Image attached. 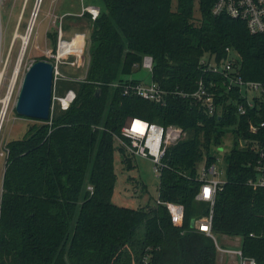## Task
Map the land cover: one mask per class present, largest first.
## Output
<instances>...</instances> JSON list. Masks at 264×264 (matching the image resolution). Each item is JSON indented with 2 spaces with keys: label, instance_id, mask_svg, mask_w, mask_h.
Here are the masks:
<instances>
[{
  "label": "trees",
  "instance_id": "trees-1",
  "mask_svg": "<svg viewBox=\"0 0 264 264\" xmlns=\"http://www.w3.org/2000/svg\"><path fill=\"white\" fill-rule=\"evenodd\" d=\"M103 3L94 20L84 14L92 21L89 63L85 77L74 81L70 105L5 144L0 264H139L147 247L148 264H216L215 235H239L242 255L264 264V187L248 183L258 174V153L238 144L250 138L264 148V127L256 134L248 130L250 121L264 120V103L239 114L244 91L228 89L222 73L204 70L200 62L206 54L219 62L232 49L240 76L264 86V35L226 13H212L214 0ZM145 54L153 60L151 81L165 90L164 103L123 93L125 84L142 82L127 75ZM200 77L213 93L212 114L190 95ZM127 117L186 132L167 147L157 187L158 200L183 204L181 225L170 221L161 203L133 208L112 202L114 140ZM229 133L226 179L212 208L213 238L191 226L209 210L208 202L195 199L197 166L215 161V149ZM121 160L131 167L127 157Z\"/></svg>",
  "mask_w": 264,
  "mask_h": 264
},
{
  "label": "built area",
  "instance_id": "built-area-1",
  "mask_svg": "<svg viewBox=\"0 0 264 264\" xmlns=\"http://www.w3.org/2000/svg\"><path fill=\"white\" fill-rule=\"evenodd\" d=\"M28 0L23 1V6L18 15V24L22 18L25 4ZM42 0H35L34 5L29 17L28 25L25 33L32 32L35 19L37 17L40 4ZM1 6V0H0ZM100 9L94 5H83L81 14L88 13L90 18L94 20ZM212 13H226L228 16L242 20L250 33H260L264 35V0H214L211 8ZM33 19V22H31ZM18 29V25H17ZM15 36V34H14ZM13 36V40H14ZM13 40L8 46V53L3 55L2 48V23L0 16V125L7 113L10 106L11 99L15 92V86L17 81L16 68L15 66L10 69L8 64L9 51L11 49ZM28 42V40H27ZM25 42V45L27 44ZM22 45V40H21ZM227 55L220 59L219 62L214 60V56L209 54L204 55L200 62L204 65V70H210L213 72H220L228 80L227 88L230 89L235 85L240 86V89L244 91V97L246 98V104L241 102L237 105V112L239 114H246L247 107L259 106V101L264 103V86L253 80H245L239 74L240 65L236 63L238 55L232 49L226 48ZM233 53L236 55L234 56ZM153 64L152 57L145 54L142 58L140 67L147 68L151 71ZM56 71V65L54 66V72ZM117 85L116 82L111 83ZM212 85L213 83L210 82ZM123 93H133L139 95L145 99L153 100L156 102L164 103L163 96L165 90L159 87L156 82L150 81L149 83H136V84H125ZM186 95V94H183ZM195 99L202 102L207 107L209 114L214 113L213 93L208 90L205 85L204 78L200 77L197 81V88L190 94ZM60 106V109H66L75 97V92L72 89H67L63 95L53 96ZM255 114H258L256 112ZM259 127H264V120L256 123L249 122L248 130L256 134ZM186 132L181 126L176 124H160L158 122L149 121L140 117H127L120 129V136H116L119 143L125 148V150L131 155H137L148 158L154 164V170L157 171V175L160 173L162 158L165 154L168 145L177 142L184 137ZM224 143V142H223ZM219 144L216 147L215 161H212L209 165H206L203 159L197 170L198 178L201 180V184L198 192L195 195V199L198 201H205L209 203L208 213L192 219L191 226L194 229L203 231L204 233L212 236L211 233V222L213 204L216 192L221 188L222 183L225 181V170L218 164L224 156V145ZM240 147L251 146L258 153V159L256 161L255 168L258 174L255 178L248 179V183L255 187H264V148L259 150L255 141L250 138L238 140ZM0 156L6 158V148L0 149ZM157 203L165 205L170 221L174 225H181L183 221L184 207L183 204L174 201H160L156 200ZM217 250L222 253L232 254L237 256L236 264H255L253 258L244 257L240 248H228L219 246L216 242ZM149 247H147L148 249ZM142 255L139 264H148L149 262V251Z\"/></svg>",
  "mask_w": 264,
  "mask_h": 264
},
{
  "label": "rangeland",
  "instance_id": "rangeland-1",
  "mask_svg": "<svg viewBox=\"0 0 264 264\" xmlns=\"http://www.w3.org/2000/svg\"><path fill=\"white\" fill-rule=\"evenodd\" d=\"M23 1L1 0L0 16L3 55L8 53V46L17 31L19 35L25 34L35 0H28L26 2L22 18L18 24L17 19L23 6ZM60 3V0L41 1L33 30L29 35L26 48L23 52L15 92L0 125L1 150H3L7 141L21 137L28 125L37 121L36 119L18 114L14 109V103L24 72L31 62L38 57H43L41 59H46L53 63V96L63 95L67 89H72L75 92L74 87L76 85L74 81L85 77L89 63L88 49L92 21L88 20L80 11L82 5H94L101 10H105L103 0H65L63 7H60ZM172 4L174 6V1ZM59 8H62V11ZM63 11H67L69 14L61 17L60 14ZM194 15L195 17L199 15L197 10H195ZM20 47L21 37L17 36L13 40L9 51L8 64L10 69L16 64L21 50ZM233 55L236 56L234 53ZM55 65L56 71L54 72ZM127 77L139 78L142 83L146 84L151 81V73L146 67L135 68ZM52 95L50 114L52 111L56 112L58 107L60 108L58 101L54 97L52 98ZM230 139L231 134L229 133L223 140L224 154L231 147ZM114 145L117 147V150L114 152L116 180L111 196L112 202L133 208L155 204L157 199L158 172L154 170L152 161L145 157L129 154L116 138ZM120 147L124 148V153L120 151ZM215 152H218L217 149H215ZM218 155L221 157L220 152H218ZM124 156L129 159L127 162L131 164V167L127 168L125 166L126 161L121 160ZM4 162V156H0V193ZM218 164L225 170L226 165L223 159ZM215 236L219 246L233 249L240 247L241 237L239 235ZM235 261L236 258L231 254L217 252L216 264H235Z\"/></svg>",
  "mask_w": 264,
  "mask_h": 264
},
{
  "label": "water",
  "instance_id": "water-1",
  "mask_svg": "<svg viewBox=\"0 0 264 264\" xmlns=\"http://www.w3.org/2000/svg\"><path fill=\"white\" fill-rule=\"evenodd\" d=\"M52 85L53 63L46 59L31 62L24 72L17 93L14 103L15 111L36 120L48 119L51 110ZM98 92L99 88H96L95 94Z\"/></svg>",
  "mask_w": 264,
  "mask_h": 264
},
{
  "label": "bare ground",
  "instance_id": "bare-ground-1",
  "mask_svg": "<svg viewBox=\"0 0 264 264\" xmlns=\"http://www.w3.org/2000/svg\"><path fill=\"white\" fill-rule=\"evenodd\" d=\"M31 22H33V19H31ZM29 35H30V32H27V33H25L23 35H19V32L17 31L15 36H14V39H15V37L19 36V37H21V40H22V45L20 47L21 50H20V53H19V55L17 57L16 64L14 65L15 68H16V76L18 75L19 70H20V65H21V61H22V57H23V52H24V50L26 48L25 42H27V40L29 38Z\"/></svg>",
  "mask_w": 264,
  "mask_h": 264
},
{
  "label": "crops",
  "instance_id": "crops-1",
  "mask_svg": "<svg viewBox=\"0 0 264 264\" xmlns=\"http://www.w3.org/2000/svg\"><path fill=\"white\" fill-rule=\"evenodd\" d=\"M60 7H63V5H64V3H65V0H60ZM83 6V5H82ZM99 8V7H98ZM61 11H62V8H59ZM82 9V8H81ZM64 10V9H63ZM101 10V9H100ZM81 12V11H80ZM66 14H69V12H67V11H63V12H61V17L62 16H64V15H66ZM230 141H231V139H230ZM222 236H229V235H222ZM217 252H218V250H217ZM232 255V254H231ZM222 256V255H221ZM232 256H234L235 258H236V261H235V264L237 263V256H235V255H232ZM217 263V262H216ZM234 264V263H233Z\"/></svg>",
  "mask_w": 264,
  "mask_h": 264
}]
</instances>
